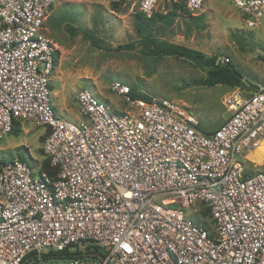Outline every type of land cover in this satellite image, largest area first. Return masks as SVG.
<instances>
[{"label": "built area", "instance_id": "built-area-1", "mask_svg": "<svg viewBox=\"0 0 264 264\" xmlns=\"http://www.w3.org/2000/svg\"><path fill=\"white\" fill-rule=\"evenodd\" d=\"M55 1L0 0V140L16 122L47 128L41 150L55 169L34 171L20 158L1 165L0 264H24L32 253L41 264H264V172L247 158L264 139V88L228 92L229 116L208 134L187 107L133 99L120 81L111 90L126 110L81 89V119H58L56 47L46 36ZM106 1L146 16L165 2L197 15L203 3ZM232 4L246 29L261 25L264 0ZM50 252L58 255L43 258Z\"/></svg>", "mask_w": 264, "mask_h": 264}, {"label": "rangeland", "instance_id": "rangeland-1", "mask_svg": "<svg viewBox=\"0 0 264 264\" xmlns=\"http://www.w3.org/2000/svg\"><path fill=\"white\" fill-rule=\"evenodd\" d=\"M170 8V2L161 3L156 13L163 15ZM137 11V6L128 4L113 10L106 0L54 2L46 17V36L57 52L50 83L56 117L71 123L81 119L74 100L75 92L81 89L90 91L112 112L126 110L128 105L111 90V84L120 81L135 93L187 107L199 119L201 131L217 128L229 116L223 101L231 87L194 86L191 81L204 78L205 70L181 57L147 56L138 48L114 50L118 45L139 40L133 24ZM177 15L171 26L157 24L153 33L156 39L195 49L206 57L228 58L243 75V89H239L245 94L264 88V17L258 28L246 29L232 0H203L197 15L182 10ZM66 24L78 33L93 31L102 49L92 47L81 34L70 35L65 31ZM19 126V132L0 140V161L21 158L36 171L46 160L40 153L44 132L28 122ZM251 170L264 172V163L252 165ZM199 220L212 228L209 220ZM42 251L46 253L47 249ZM26 264L41 263L34 256Z\"/></svg>", "mask_w": 264, "mask_h": 264}, {"label": "trees", "instance_id": "trees-1", "mask_svg": "<svg viewBox=\"0 0 264 264\" xmlns=\"http://www.w3.org/2000/svg\"><path fill=\"white\" fill-rule=\"evenodd\" d=\"M171 8L170 10L163 14L152 13L150 16H146L143 13L137 11V13L133 16V24L134 28L139 36V40L135 42H128L121 45H118L114 48L115 51H134L138 48V52L147 56H159L166 55L172 57H181L183 59L189 60L193 62L196 66L205 70L204 78H200L197 80L191 81V84L199 87H213L216 85H225L231 87V89L242 88L243 87V75L242 73L235 68L231 63H226L223 65H215V57H206L200 51L195 49L188 48L183 45H175L168 44L167 42L160 41L154 37V31L157 24L163 23L167 26H171L178 16L177 12L186 11L190 14L184 7L182 2H170ZM111 8L113 10H118V8L122 5L120 3H110ZM191 15V14H190ZM196 17H192L195 20ZM65 31H67L70 35L81 34L82 38L88 41L92 47L97 49H102L100 45V40L96 37L95 33L90 30L78 31L70 26L65 25ZM56 54L54 56V63L56 66ZM243 89V88H242ZM129 96L133 99H137L143 102H151L154 98L149 97L144 94L135 93L130 89ZM19 123L16 122L12 128V132H19ZM200 128V127H199ZM214 130V129H213ZM212 131V130H211ZM211 131H202L203 133H210ZM49 131L45 133L48 134ZM44 140V139H43ZM40 153L42 150L40 149ZM21 159V158H20ZM5 163L4 161H0L1 165ZM49 161L45 160L44 162V170L48 172L50 176L55 174V169H51L48 166ZM202 218L206 219L208 216L207 211L202 213ZM205 221V220H204ZM206 230H211L207 224L204 222L198 223ZM53 255H58V253L50 252L49 254L43 255V258H48ZM31 257H34L33 253L26 257L25 261H29ZM26 264V263H24Z\"/></svg>", "mask_w": 264, "mask_h": 264}, {"label": "bare ground", "instance_id": "bare-ground-1", "mask_svg": "<svg viewBox=\"0 0 264 264\" xmlns=\"http://www.w3.org/2000/svg\"><path fill=\"white\" fill-rule=\"evenodd\" d=\"M248 159L252 161L256 166L263 165L264 161V139L261 141L259 146L252 151L248 156Z\"/></svg>", "mask_w": 264, "mask_h": 264}, {"label": "crops", "instance_id": "crops-1", "mask_svg": "<svg viewBox=\"0 0 264 264\" xmlns=\"http://www.w3.org/2000/svg\"><path fill=\"white\" fill-rule=\"evenodd\" d=\"M157 8H158V7H157ZM157 8H156V9H157ZM154 13H156V10L154 11ZM51 101H52V100H51ZM52 105H53V108H54V111H55V106H54L53 102H52ZM40 129H42V133H43V132L46 133V132L48 131L47 128H40ZM42 133H41V134H42ZM44 133H43V134H44Z\"/></svg>", "mask_w": 264, "mask_h": 264}]
</instances>
